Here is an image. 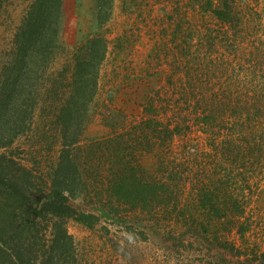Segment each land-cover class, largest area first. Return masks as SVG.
<instances>
[{"label":"rangeland","instance_id":"rangeland-1","mask_svg":"<svg viewBox=\"0 0 264 264\" xmlns=\"http://www.w3.org/2000/svg\"><path fill=\"white\" fill-rule=\"evenodd\" d=\"M35 1L0 0V85L17 52V33ZM207 1L104 0L101 9L98 0H63L58 19L60 48L39 68L40 78L32 74L35 90L29 111L22 108L15 115L26 124L20 130L21 122L14 121L19 135L1 151L33 171V190L48 192L64 143L50 104L56 98L53 90L66 84L74 68L73 53L80 45L88 37L101 36L107 46L96 95L86 105L87 114L74 121L77 125L68 132L72 140L70 133L79 130L73 153L82 155L79 169L70 170L71 177L78 174L67 189L69 204L78 215L87 213L92 218L90 225L76 218L65 223L72 238L66 264H262L261 166L248 173L246 182L234 184L233 175L226 172L213 173L219 175L214 181L200 172L196 177L201 167L186 159L194 149L201 162L209 161L206 153L218 156L212 140L221 143L225 134L231 137L230 129L244 123V113L264 114V0H230L231 10L223 11V19ZM221 1L213 0V6L223 7ZM36 87L44 94V104L38 101ZM15 106L12 103L9 109ZM204 113L210 117L203 118ZM7 118L0 120L5 129ZM257 122L264 127V115ZM175 125L177 132L168 136L161 132ZM243 138L236 134L232 140L240 146ZM159 161L169 175L157 170ZM209 163L205 166L210 170ZM135 172L151 185L162 178L164 188L136 192ZM123 179L131 182L127 193ZM216 186L223 188L218 189L220 198L226 195L224 187L241 191L244 214L236 212L239 207L228 211V204L218 201L216 212L211 213V204L204 208L200 189ZM135 194L141 198L139 205ZM38 221L41 230L46 220ZM53 222L48 219V228L39 232L47 246ZM241 223L247 224L243 234L238 230Z\"/></svg>","mask_w":264,"mask_h":264},{"label":"trees","instance_id":"trees-1","mask_svg":"<svg viewBox=\"0 0 264 264\" xmlns=\"http://www.w3.org/2000/svg\"><path fill=\"white\" fill-rule=\"evenodd\" d=\"M98 1V7L103 9L105 7L104 0ZM229 1L230 0H224L223 7L213 6V0H208L207 4L217 16L223 19V11L225 9L231 10ZM221 2L222 6L223 0ZM62 6L63 0L35 1L22 28L17 33V41L19 43L17 52L13 55L9 66L6 67L7 76L3 78L0 85V120L1 118L4 120V116H8L5 121L8 125V129L0 126V264H33L38 260L40 264H66L69 262L68 257L70 256L72 238L68 233L65 223L70 218H76L83 223L91 224L89 221L92 215L87 213H80V215H78V212L69 204L70 196L67 194V189L75 179V175L78 174H74V176H72L74 177L73 179L70 170L72 168L76 171L79 169L80 162H82L80 159L82 155L73 153V151H75L74 146L79 143V130L77 129V131L74 132L75 134L70 133L74 137L72 140H68V138H72L68 132H70L69 128L71 125H77V123L73 124L74 121H77L79 117L83 118L85 114H87L86 105L92 102L96 95L98 89V72L101 62L105 57L107 46L106 41L103 40L101 36L96 35L95 37H88L87 41L80 45L79 51L73 53L74 59H72L74 61V68L70 76L65 78L66 84L58 88L57 91L53 90V92L56 93V98H51L50 104L54 111V115L57 116L58 120H56L55 123H58L59 128L62 130L61 133L64 143L58 168L51 176V185L48 192L43 195L40 189L39 192L38 189L37 191L33 190V182L31 181L33 171L18 162L8 152L1 151L2 148L11 147L16 138L15 136L17 134L19 135L18 132L23 128L25 119L15 118V115H17V112L21 111L22 108H24L25 111H29L28 101L30 100V95L35 90L32 89L33 84L30 83L32 81V74H36L39 76L38 78H40L38 74L39 68L47 64L52 58H55L60 48L58 44V19L59 15H61ZM101 13L102 10H99V15ZM102 18L103 17H100L99 21L104 20ZM35 67H37L36 71H32ZM57 82L58 80L55 81V83ZM36 89L39 97L38 101L44 104V94L41 93V88L36 87ZM59 100L60 102H58ZM56 102L58 103L56 104ZM12 103L16 104V106L15 109H11V111L9 105ZM55 104L58 105L57 109L53 107ZM33 112L34 107L31 117ZM261 115H264L262 111H249L248 113H244V123H240V128L236 126L234 130L230 129L231 133L229 136L234 132L231 137H227L225 134L221 139V143H215V141L212 140L211 144L214 145V149L217 150L218 156L213 157L212 154L206 153L204 156L209 161L204 162V160H202L204 166H201L203 162L197 157L199 151L194 149L191 154L189 153V158L186 159L187 162L190 161L192 165H196L199 168L201 167V169L197 171L196 177L199 175L198 172H200V175L205 174V176L214 181V176L217 177L219 175H214L213 173L226 172L228 175H233L234 184H236L246 182V180L250 178L248 173H252L251 170L258 166H261L264 171V127L257 122V119ZM202 117L209 118L210 116L204 113ZM215 120L216 118L213 121ZM14 121L21 122L20 130H16L17 125ZM149 122L152 123L153 119H150ZM258 125H260V127H258ZM177 127L178 125L173 126V130L165 127L162 128L161 132L166 133L168 136L177 132V129H175ZM154 129L156 130V128ZM205 130L211 132L209 127H205ZM161 132L158 135L160 138L163 137ZM217 134L222 136V132H218ZM236 134L237 136L238 134H243V137H245L240 146H236L234 144L235 141L233 142L232 140V137L235 138ZM211 139L212 137H209V140ZM80 149L81 147H78L77 151ZM115 151L117 150L115 149ZM201 153L203 154V152ZM73 157L80 160H74L75 158L73 159ZM208 162H210V170L205 166ZM216 163L219 164L217 168L210 166V164L216 165ZM157 170L161 172L164 170V172H166L165 163L159 161ZM166 173L163 175H166ZM116 175L118 176L117 178L120 179L121 174L116 173ZM167 175H169V173H167ZM122 176L125 177V175ZM161 179L162 178L159 177L158 182L151 185L152 183L150 182L144 183V179L138 178L135 172L134 184L136 192L140 189L147 193L149 192V187H151V190L154 189L156 191L161 189V187H163ZM218 180H221V177H219ZM123 182H125L124 192L127 193V186L131 182L125 180ZM247 186L250 185L247 184ZM215 188L206 189V187H204L200 189V194L202 195L201 203L204 208L211 204L209 209L211 213H214L216 212L215 206L218 201L223 206L228 204L225 207L226 210L228 209L229 211L230 208L239 207L236 212L244 214L246 206L244 201H240V199H243L241 196L243 193H241V191L234 192L224 187L226 195L220 198V196L217 197L218 189L221 191L223 188H217V186ZM172 193H174V191H172ZM153 194H155V192H153ZM135 195L139 200L135 205L141 204L140 196L137 194ZM147 195L148 194H146V196ZM226 210L221 213V215H225L227 212ZM235 210L236 209H233L231 211ZM38 218L46 220V223L42 224V227H40L42 228L41 230L36 227L39 223ZM48 219L54 220L51 226V233L53 232V236L49 246L45 243L46 240L39 235V232L41 233L43 229L46 230L48 228ZM238 227L240 228L238 229L239 232L243 234V231L247 229V224L241 223ZM25 232L28 236L25 235ZM29 232L34 236H29ZM29 237L30 239L28 240ZM262 257L264 258V253H262ZM262 260V264H264V259Z\"/></svg>","mask_w":264,"mask_h":264}]
</instances>
